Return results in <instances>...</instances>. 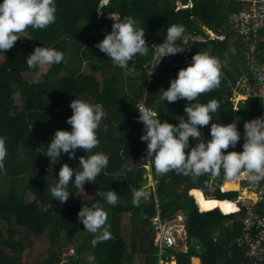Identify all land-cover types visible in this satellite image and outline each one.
Here are the masks:
<instances>
[{"label":"trees","instance_id":"16d2710c","mask_svg":"<svg viewBox=\"0 0 264 264\" xmlns=\"http://www.w3.org/2000/svg\"><path fill=\"white\" fill-rule=\"evenodd\" d=\"M102 1L56 0L57 19L54 24L44 30L29 27L19 34L21 38L13 48L0 52V136L6 137L8 152L5 169L0 172V224H6V235L0 229V264H21L25 246L17 237V227L38 236L47 233L54 252L41 264H87L80 257L63 258V249L69 244L77 255L82 250H89L94 264H123L129 255L127 249L142 256L143 264H158L151 229L157 206L161 218L170 217L176 211L185 215L188 249L186 252H174L176 264H190L193 256H198L201 264H238L240 253L230 245V241L241 230L239 219L242 212H221L230 213L235 209L233 202H236L238 192L217 188L208 193L214 199H206L199 189L207 191L209 174L192 177L170 171L159 175L152 163L154 185L147 186L146 170L136 167V159L147 149V142L140 139L144 126L138 121L136 107L143 103L157 111L162 121L174 125L181 116L187 119L184 109L189 101L163 102L161 96L178 71L188 66L181 67L185 60H192L197 52H208L218 57L224 67L219 87L197 97L200 103L215 99L220 104L213 120L200 129L202 137L210 139L212 123L228 124L236 120L241 139L235 148L229 147L227 151H242L244 124L261 115L263 101L249 97L234 109L230 83L236 78V66L230 58L227 37L222 41L205 42L192 37H208L202 26L223 34L229 14L245 8L247 2L179 0L182 5L191 2V6L177 8V0H108L105 5ZM113 13L119 14L121 19L128 15L137 18L140 27L145 28L149 46L162 43L171 25H183L184 38L178 43L184 46V52L164 57L150 75L148 66L154 49H150L148 56L135 57L126 69L114 66L111 59L95 47L111 32L113 21L105 15ZM38 46H51L62 51L64 61L46 68L29 69L26 57ZM131 67L133 73H128ZM26 74L31 75L30 80ZM15 93H18L20 102L15 100ZM76 98L103 105L107 116L97 130L99 144L89 155L104 152L110 154V159L95 183H86L84 190L70 183L68 191L73 194L61 203L50 193V188L57 183L61 166L66 163L78 172L79 157L87 153L77 149L74 159L62 153L55 165L50 164L43 153L57 130H71L67 123L72 115L69 105ZM190 143L195 146L197 141L190 138ZM218 176L225 179L223 169ZM241 177L247 179L244 174ZM231 182L235 185L224 183L223 189L238 187L237 180ZM26 188L34 195L30 202L24 198ZM138 189L146 191L148 196L135 206L133 192ZM109 190L119 194L114 207L107 205L103 195ZM247 192L242 191V195ZM95 202L105 206L106 227L112 238L93 246L94 235L78 222L77 215L81 207H90ZM261 210L264 211V203ZM125 213L129 214V228L121 221ZM225 220L233 221L231 231L223 227ZM123 227L127 229L126 234L128 230L130 233L128 245L122 235ZM170 252V249L166 251Z\"/></svg>","mask_w":264,"mask_h":264},{"label":"clouds","instance_id":"9594fccd","mask_svg":"<svg viewBox=\"0 0 264 264\" xmlns=\"http://www.w3.org/2000/svg\"><path fill=\"white\" fill-rule=\"evenodd\" d=\"M56 13V0H0V52L5 53L13 48L21 38L19 34L29 27L44 30L54 24ZM101 14L99 12L100 17ZM105 17L109 18L108 15ZM109 19L113 21L112 30L95 47L111 59L116 67L126 69L135 57L148 56L150 49H154L148 66L150 75L164 57L185 50L178 43L184 38L183 25H171L162 43L149 46L145 39V28L140 27L137 18L128 15L121 19L119 14L113 13ZM64 58V53L55 47L38 46L27 55L26 65L29 69L46 68L61 64ZM190 61L187 67L178 71L176 78L170 80V86L161 96L163 102L167 100L171 103L180 99L189 101L184 109L187 119L181 116L174 125L162 121L157 111L143 103L136 107L138 121L144 126L140 139L147 142L148 161H151L159 175L175 171L177 174L199 177L209 173L219 175L223 169L225 179L229 181L240 179L241 174L246 175L252 183L264 180V118L245 122L242 151H227L229 147L235 148L241 139L236 120L228 124L212 123L210 139L205 140L200 129L209 125L213 115L220 109V104L215 99L206 104L200 103L197 97L219 87L224 65L218 57L208 52H197ZM69 106L72 115L67 123L71 130H57L43 153L52 165L60 160L62 153L67 154L69 159L76 157L77 149H83L87 153L86 156L79 157L80 171L77 172L76 168L66 163L61 166L57 183L50 188L53 199L61 203L66 202L73 194L68 191L70 183L75 188L84 190L86 183H95L97 176L107 168L110 159V154L104 152L89 155L99 144L97 130L102 119L107 116L103 105L76 98ZM190 138L197 141L195 146L190 143ZM7 154L6 137L0 136V172L5 169ZM148 175L150 177H147V183L152 180V184L147 186H153L151 170ZM240 192L241 188L238 196ZM103 195L107 205L116 206L119 199L117 192L109 190ZM147 196L148 193L142 189L134 190L133 204L139 206ZM77 220L84 225L86 231L94 235L91 241L93 246L112 238L106 227L107 212L104 204L95 202L90 207H81Z\"/></svg>","mask_w":264,"mask_h":264},{"label":"built area","instance_id":"2783aa9c","mask_svg":"<svg viewBox=\"0 0 264 264\" xmlns=\"http://www.w3.org/2000/svg\"><path fill=\"white\" fill-rule=\"evenodd\" d=\"M247 7L231 12L228 16V26L237 37L245 42L243 51L244 65L240 74L232 83V90L244 98L256 97L264 101V0H245ZM217 36L209 34L207 38L193 36L192 39L200 42L213 40ZM190 60L181 64L189 65ZM264 118V117H256ZM136 167L151 170V161H148L147 149L136 159ZM214 177L209 184L215 185ZM247 183L241 187L236 199L237 206L233 211L242 212L240 217L241 236L236 242L238 249L244 250L243 264H264V214L260 208L264 203V180ZM247 193L242 195V191ZM153 227L158 234V245L161 248L171 249L177 241L187 238L183 218L174 216L162 221L157 215L153 219Z\"/></svg>","mask_w":264,"mask_h":264},{"label":"crops","instance_id":"0c3cea01","mask_svg":"<svg viewBox=\"0 0 264 264\" xmlns=\"http://www.w3.org/2000/svg\"><path fill=\"white\" fill-rule=\"evenodd\" d=\"M177 5V4H176ZM187 6H191V2H189V4L187 5H182L181 3V6H178L177 8H182V7H187ZM247 6V5H246ZM245 6V7H246ZM202 30L207 34V36L209 34H213L215 36H217V38H215L216 40H219V41H222L223 39H225L227 37V40H226V43H227V46L229 48V52H230V58L233 60L234 56H236L237 54H239L242 58V61L243 63L242 64H238L236 66V70H235V74L234 76L237 77L239 72H240V69L243 67L245 61H244V57H243V51H244V48H245V42L240 39L239 37H237V35L235 34L234 31H232L229 26H226L224 29L226 30V32H224L223 34L222 33H214L213 31H210L208 30L205 26H202L201 27ZM202 37V36H201ZM213 39V40H215ZM263 51H264V47H263ZM187 61V60H185ZM236 79V78H235ZM234 81H231L230 83V87L232 85ZM232 89V88H231ZM246 99L248 98H244L243 96L235 93L233 90H232V97H231V101L232 103L234 104V109H237V104L239 102H242V101H245ZM260 99V98H259ZM262 100V99H261ZM263 101V100H262ZM263 104H264V101H263ZM256 117H264V109L261 113V115H258ZM254 117V118H256ZM253 118V119H254ZM210 175V174H209ZM144 176H149L148 175V172L146 170V174ZM212 175H210V179H212ZM220 180L219 176L217 177H214L213 181H215V183L218 184V181ZM228 181L227 179H223L222 180V184H219V186H217L216 184L214 186H211L212 184H208L207 186L210 187L212 189V191H215L218 187L220 188L221 191H227V190H234V191H239V189L241 188V186L245 185L247 183V181L244 179H242V177H240V179H237V185L238 187L235 188V189H223V184ZM230 183V182H229ZM148 184H152V180H149ZM232 184V183H231ZM208 199H214L212 198V196ZM236 201V199H235ZM237 206V203H235V207ZM156 210H157V213L155 215V217L158 215L159 218L162 220V221H166L168 219H171L173 218L175 215L176 216H181L183 218V221H184V224H185V215L181 212V211H176L173 215H171L170 217H166V218H161V215H160V211H159V208L158 206L156 207ZM199 210L201 211V209L199 208ZM261 210V208H260ZM223 214H229V213H224L223 211H221ZM262 212L264 213V211L262 210ZM232 213H235L234 211H231L230 214ZM237 213V212H236ZM242 217V216H240ZM240 221V219H239ZM233 221H228V220H225L223 221L222 225L223 227L225 228V230H228V231H231L232 229V223ZM241 223V222H240ZM152 231H153V243L152 245L154 247H156V252H157V263L158 264H176V258H175V255H174V252H178V251H183V252H186L187 249H188V245H187V239H184V240H179L177 241V244L175 247L171 248V252L170 253H166V251L168 249H165V248H161L159 245H158V234L155 232V230L153 229V227L151 228ZM241 236V230L240 232L237 234V235H234L230 241V245L233 247H236V242L238 240V238H240ZM199 246L196 245V248H198ZM238 249V248H237ZM84 251V250H82ZM81 251V252H82ZM89 251V250H88ZM129 250L127 249V253H129L128 255V259L126 261L127 264H130L131 260L136 257V259L139 261L140 260V263L143 264V257L140 256L137 252H128ZM80 252V253H81ZM91 253V252H90ZM199 253V252H198ZM237 253H240L239 256H240V261L238 264H243L244 263V250L242 249H238L237 250ZM135 255V256H134ZM78 256V255H77ZM133 256V257H132ZM75 259V257H73ZM77 258V257H76ZM82 261L86 262L87 264H94V259H93V256H92V253H91V259H86V258H81ZM66 260V259H64ZM197 260V261H196ZM67 261V260H66ZM125 261H123V264H126ZM190 264H201V259L198 257V256H193L190 258Z\"/></svg>","mask_w":264,"mask_h":264},{"label":"rangeland","instance_id":"374dc122","mask_svg":"<svg viewBox=\"0 0 264 264\" xmlns=\"http://www.w3.org/2000/svg\"><path fill=\"white\" fill-rule=\"evenodd\" d=\"M107 3H108V0H103L102 1V4H104V5L107 4ZM176 4H177V6H181V2L179 0L176 1ZM108 17L110 18L111 15H108ZM0 61H1V59H0ZM232 62H233V64L235 66H237L238 64H242L243 63L242 58H241V56L239 54L234 56ZM132 69L133 68L131 67L128 73H131V72L133 73ZM25 77L28 80L31 79V75H29V74H26ZM169 77L171 78L172 76L170 75ZM14 98H15V100L17 102H20V98L18 96V93L14 94ZM210 175H212V174H210ZM212 176L213 177H217L218 175H212ZM222 180L223 179H220L218 181V184L216 183V185L219 186V184H222L221 183ZM24 183L25 182H23V185H24ZM227 184L228 185H232L229 182H227ZM149 185H151V184H149ZM211 186H214V185H211ZM206 189H207V191H205L203 188H200L199 192L202 194V196L204 198L208 199V197L209 198L211 197L210 194H208V193H211L212 189L210 187H208V186H207ZM23 194H24V198H25L26 202H30L34 198V195L31 192H29V190L27 188L23 191ZM196 202H198V201H196ZM197 205L199 206L198 203H197ZM121 221H122L123 226H125L126 228H129V226H130L129 214H126V213L123 214L121 216ZM107 225L108 224L106 223V226ZM126 228H124V227L122 228V235H123V238H124L126 244L128 245L129 242H130V237H129L130 233H129V230H128V232H127L128 234H126V231H127ZM0 229L3 232V235H6V231H5L6 224L4 222L0 224ZM16 230L18 232L17 237H19L20 240H22V243L25 246L24 253L22 255L21 264H41V262L43 261L44 258L48 257L49 255H51L54 252V249H52L51 246L49 245V240H48V237H47V233H44L43 235L38 236V235H36L34 233H31V232L27 231L24 228L17 227ZM5 251L7 252V254H10V251L8 249H6ZM63 251H64L63 252V258L80 257V258L91 259L90 251L84 250L80 254H78V256H77L74 247H72L70 244L67 245L63 249ZM127 259H128V255L124 258L125 263H126ZM130 264H141V263H140V260L138 261L136 259V257H134L131 260Z\"/></svg>","mask_w":264,"mask_h":264},{"label":"bare ground","instance_id":"6f19581e","mask_svg":"<svg viewBox=\"0 0 264 264\" xmlns=\"http://www.w3.org/2000/svg\"><path fill=\"white\" fill-rule=\"evenodd\" d=\"M227 182H229V181H226V182H225V183H226V185H228V184H227ZM230 183H232V185H228V186H234V185H235V183H234V182H231V181H230ZM236 183H237V182H236ZM236 185H237V184H236Z\"/></svg>","mask_w":264,"mask_h":264}]
</instances>
